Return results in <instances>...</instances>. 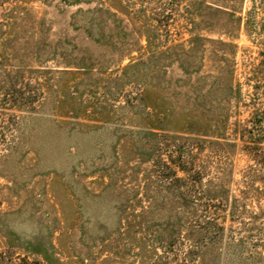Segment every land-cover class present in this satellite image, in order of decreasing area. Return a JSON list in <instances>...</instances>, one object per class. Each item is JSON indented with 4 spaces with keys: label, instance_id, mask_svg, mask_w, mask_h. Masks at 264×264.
Returning a JSON list of instances; mask_svg holds the SVG:
<instances>
[{
    "label": "rangeland",
    "instance_id": "obj_1",
    "mask_svg": "<svg viewBox=\"0 0 264 264\" xmlns=\"http://www.w3.org/2000/svg\"><path fill=\"white\" fill-rule=\"evenodd\" d=\"M0 264H264V0H0Z\"/></svg>",
    "mask_w": 264,
    "mask_h": 264
},
{
    "label": "trees",
    "instance_id": "obj_2",
    "mask_svg": "<svg viewBox=\"0 0 264 264\" xmlns=\"http://www.w3.org/2000/svg\"><path fill=\"white\" fill-rule=\"evenodd\" d=\"M148 40V39H147Z\"/></svg>",
    "mask_w": 264,
    "mask_h": 264
}]
</instances>
